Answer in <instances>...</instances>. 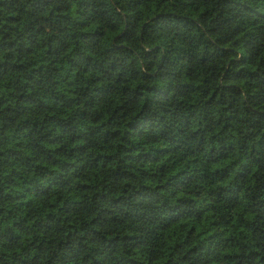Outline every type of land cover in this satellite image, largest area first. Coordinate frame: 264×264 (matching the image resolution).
<instances>
[{"label":"trees","instance_id":"1","mask_svg":"<svg viewBox=\"0 0 264 264\" xmlns=\"http://www.w3.org/2000/svg\"><path fill=\"white\" fill-rule=\"evenodd\" d=\"M0 264H264V0H0Z\"/></svg>","mask_w":264,"mask_h":264}]
</instances>
